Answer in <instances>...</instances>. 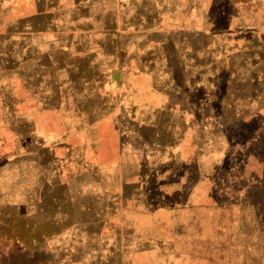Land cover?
Masks as SVG:
<instances>
[{
	"label": "rangeland",
	"instance_id": "1",
	"mask_svg": "<svg viewBox=\"0 0 264 264\" xmlns=\"http://www.w3.org/2000/svg\"><path fill=\"white\" fill-rule=\"evenodd\" d=\"M26 1L0 5V264H264V0H110L104 61L35 79Z\"/></svg>",
	"mask_w": 264,
	"mask_h": 264
},
{
	"label": "crops",
	"instance_id": "2",
	"mask_svg": "<svg viewBox=\"0 0 264 264\" xmlns=\"http://www.w3.org/2000/svg\"><path fill=\"white\" fill-rule=\"evenodd\" d=\"M6 1L0 0V5H3ZM108 1L110 0H27L26 2L31 11L17 21V33L15 34V41L23 56L22 60L27 63L24 65L29 67L24 69L25 76L35 79L43 75L42 71L44 69L40 68L41 64L38 63L42 57L51 62L49 67H55L57 61L60 62L61 59L65 62L71 61V59L74 60L72 56L78 52L85 54L82 55L85 56L82 58L84 60H92L93 56L97 55L99 57L103 56L102 61H104L105 49L113 48V43L109 40L106 41L104 35L100 33L103 26L91 24L87 16L91 14L96 15V18H98L99 15L105 14V6ZM113 6L112 4V8ZM39 21L41 22L39 23ZM245 47L242 49V54L249 55L254 50L262 53L259 54L260 59L258 61L264 67V34H261L260 38H257V41L254 40L252 44L247 43ZM110 54H113V52L108 53V55ZM57 55H61V57L58 59ZM29 62L33 64L30 65ZM246 72H248L247 75L250 74L246 82L248 83L251 79L255 83L253 84V90L254 94L258 96L256 107L252 105V102H245L248 99L244 100L246 112L250 111L249 116H253L264 109V70L263 72L259 70ZM223 100L227 101L225 98ZM216 102L218 101L216 100ZM196 104L197 102L194 103V105ZM181 116L182 119L185 118L184 113ZM211 116L209 118L211 120L210 126L211 129L216 131L224 124V117L220 114L218 116L216 111ZM212 134L215 133L210 131V135ZM200 155L202 156L201 153ZM199 167L201 168V165ZM2 196L0 192L1 207Z\"/></svg>",
	"mask_w": 264,
	"mask_h": 264
}]
</instances>
